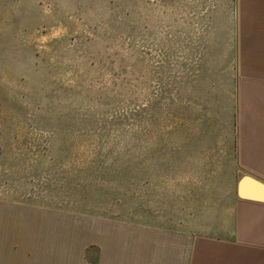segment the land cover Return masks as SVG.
Listing matches in <instances>:
<instances>
[{"label": "rangeland", "instance_id": "1", "mask_svg": "<svg viewBox=\"0 0 264 264\" xmlns=\"http://www.w3.org/2000/svg\"><path fill=\"white\" fill-rule=\"evenodd\" d=\"M203 3L0 0V203L136 221L171 181H200L178 133Z\"/></svg>", "mask_w": 264, "mask_h": 264}, {"label": "crops", "instance_id": "2", "mask_svg": "<svg viewBox=\"0 0 264 264\" xmlns=\"http://www.w3.org/2000/svg\"><path fill=\"white\" fill-rule=\"evenodd\" d=\"M203 4L188 8L178 133L200 181H171L136 221L1 201L0 264H264V201L239 187L264 182V0Z\"/></svg>", "mask_w": 264, "mask_h": 264}, {"label": "water", "instance_id": "3", "mask_svg": "<svg viewBox=\"0 0 264 264\" xmlns=\"http://www.w3.org/2000/svg\"><path fill=\"white\" fill-rule=\"evenodd\" d=\"M247 181H251L253 184L257 186L258 189H256V191L253 193L250 192L246 193V191L244 190V186ZM239 187H240V194L243 197L264 201V182H261L260 180H257L250 175H245L240 181Z\"/></svg>", "mask_w": 264, "mask_h": 264}]
</instances>
